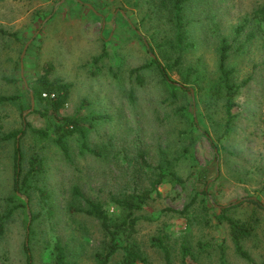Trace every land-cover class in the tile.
<instances>
[{
	"label": "rangeland",
	"instance_id": "rangeland-1",
	"mask_svg": "<svg viewBox=\"0 0 264 264\" xmlns=\"http://www.w3.org/2000/svg\"><path fill=\"white\" fill-rule=\"evenodd\" d=\"M172 3L0 0V95H16L0 102V136L20 129L26 116L21 163L26 169L31 154L42 158L37 185L49 194L31 190V199L24 198L28 207L12 211L0 236V264H26L25 224L33 213L32 264H54L57 240L70 263L97 264L106 237L99 221L83 211L86 200L101 202L115 216L119 209L111 197L149 189L156 165L181 181L157 184L159 195L151 192L137 212L134 240L148 264H167L154 243L158 236L175 264H218L220 246L225 264H264V210L250 202L257 198L264 205V20L255 15L264 0H186L181 15L187 45L178 50ZM222 39L229 44L230 80L248 78L234 97L225 135V99L218 89ZM152 54L184 87L162 78ZM45 68L51 79L69 84L58 116L81 118L83 131L65 137L68 155L52 139L57 117L39 113L41 100L31 107L28 84ZM188 68L195 69L191 75ZM32 128L48 134L41 137ZM13 174L10 138L0 141V214L14 192ZM192 198L183 215L167 209H182ZM233 202L241 203L226 216L258 218L242 239L249 258L235 251L225 220L208 210L213 205L218 213L216 206ZM120 257L118 251L107 264Z\"/></svg>",
	"mask_w": 264,
	"mask_h": 264
},
{
	"label": "trees",
	"instance_id": "trees-1",
	"mask_svg": "<svg viewBox=\"0 0 264 264\" xmlns=\"http://www.w3.org/2000/svg\"><path fill=\"white\" fill-rule=\"evenodd\" d=\"M186 0H173L172 11L173 18L175 21V34H174V45L178 49L183 44L187 45L185 32L183 30V21H182V7ZM255 15L259 21L264 20V6L260 7L255 11ZM258 21V22H259ZM260 23V22H259ZM244 23L238 24L234 31L238 35L244 27ZM250 36H252L250 34ZM184 46V45H183ZM228 49L229 44L226 39H222L219 47V77H218V89L222 92L225 99V115L226 120L224 123V135L229 133L232 125V108L235 104L234 97L238 94V91L242 84L247 82L248 78H245L241 83L237 84L230 80L231 69L227 68L225 61L228 58ZM151 62L156 65L159 73L162 78L172 84H179L176 81L172 80L167 73L165 66L158 60V58L152 54ZM51 67V65H50ZM195 69L188 68L187 74L191 75V72ZM134 72V71H133ZM50 69L45 68L42 73L38 74L29 84L28 90L32 91L34 99L41 100L45 104V108L40 110V114L44 116H56L57 120H51V126L53 129L52 139L59 146L63 152L68 155V149L65 142V137L74 131H83V126L80 122L81 118L79 114L74 115H63L58 116V111L64 107L67 98H68V89L69 84L62 82L58 79H51L49 76ZM16 99V95H0V102L7 100ZM194 124V123H193ZM29 127V122L26 119V116L22 117V127L16 131H10L4 133L0 136L1 140H6L14 138V174H13V190L14 192L7 198V206L5 211L0 214V236L5 231L6 220L11 215L12 211L16 208L22 206L23 208L28 207V201L31 199L30 191L36 190L43 198H49V194L46 193L44 188H41L37 185L39 178L43 173V160L37 154H31L27 161V168L24 169L22 166V149H21V137L26 132V129ZM32 131L41 137L47 136V131L40 128H32ZM206 134V132H204ZM85 147L84 144H82ZM154 169H157L158 172L155 173V177L150 181V188L143 190L141 192H131L122 194L117 197H111V201L118 207L119 212L115 216L111 215L104 207V205L99 201L86 200L87 208H84L83 211L89 215L94 216L105 234L106 237V248L104 252L96 253L97 264H107L110 258L117 253L121 252L120 261L118 264H135L136 262H141V264H148L147 258L143 255L142 251L138 247L137 243L134 240V233L136 231V224L138 221L137 212L143 208L146 204V200L150 198L151 192L156 191L155 193L159 195V192L156 190V185L163 182V180L176 182L181 181V178L168 167H163L162 165L153 166ZM202 192L207 195L205 188L202 189ZM28 199L26 202L25 199ZM17 201V202H15ZM193 202L192 200L185 204L182 209H170L180 215H183L189 205ZM250 202L254 203L256 206L263 208L264 205L257 198H250ZM241 202H233L226 205H218V213H214V206L210 205L208 210L211 211L212 215L217 221H223L228 224L229 233L231 240L234 246V249L237 253L245 258H249L248 253L242 246V239L250 236L252 234L254 224L258 221V218L255 217L252 220H241L234 217H229L224 214V211L239 205ZM205 207V206H204ZM36 215L28 214V219L25 224L26 228V238L23 243L24 254L26 257V264H32V252L30 248V240L32 234V222ZM154 243L159 248L163 250L164 259L167 264H175L171 261L169 251L167 247L163 244L162 239L154 237ZM183 254L188 253L189 249L187 246H182ZM219 263L225 264V254L224 248L220 246L219 248ZM53 259L54 264H72L67 260V253L65 246L57 240L54 243L53 249ZM179 264H186L184 259Z\"/></svg>",
	"mask_w": 264,
	"mask_h": 264
},
{
	"label": "water",
	"instance_id": "water-1",
	"mask_svg": "<svg viewBox=\"0 0 264 264\" xmlns=\"http://www.w3.org/2000/svg\"><path fill=\"white\" fill-rule=\"evenodd\" d=\"M24 51H25V48L21 54V58L23 57V54H24ZM21 67H22V63H21ZM29 93H30V99H31V107L33 106V102H34V97L32 95V91L29 90ZM26 112L23 113V115L25 114Z\"/></svg>",
	"mask_w": 264,
	"mask_h": 264
}]
</instances>
